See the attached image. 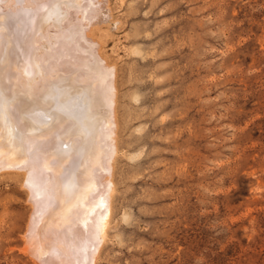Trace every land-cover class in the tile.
<instances>
[{
	"label": "rangeland",
	"instance_id": "rangeland-1",
	"mask_svg": "<svg viewBox=\"0 0 264 264\" xmlns=\"http://www.w3.org/2000/svg\"><path fill=\"white\" fill-rule=\"evenodd\" d=\"M98 1L85 35L114 83L116 153L95 264H264V0ZM10 53L3 105L32 106L19 113L27 121L41 113L57 156L67 133L55 99H84L88 69L64 70L53 55L34 88L20 84ZM29 202L23 175L0 172V264H53L27 236Z\"/></svg>",
	"mask_w": 264,
	"mask_h": 264
},
{
	"label": "bare ground",
	"instance_id": "bare-ground-1",
	"mask_svg": "<svg viewBox=\"0 0 264 264\" xmlns=\"http://www.w3.org/2000/svg\"><path fill=\"white\" fill-rule=\"evenodd\" d=\"M72 1L0 0V61L4 80L11 81L15 76V69L8 66L12 62L8 58L9 50L17 63L20 84L35 88L44 82L46 67L54 63L49 59L53 55L61 62L62 69L72 62L82 69L87 67L90 75L85 80L90 89L83 93L84 99L78 98L79 103L65 102L61 97L55 99L56 113L64 120L62 132L67 133L56 143L57 156L51 155V140L46 141L45 134H41V113L31 114L34 118L31 121L20 119L19 113L27 115L33 107L26 105L21 112L15 108L8 113L11 105L4 106L0 95V172L23 175V187L34 206L27 236L43 261L95 264L112 214L114 187L106 178L111 175V161L116 153L115 88L107 73L109 69L106 71L85 35V22L95 19L101 2ZM50 40L55 41L56 47L48 51ZM12 116L19 121L17 125L10 119ZM63 164L65 169L61 167ZM61 177L65 179L62 189Z\"/></svg>",
	"mask_w": 264,
	"mask_h": 264
}]
</instances>
